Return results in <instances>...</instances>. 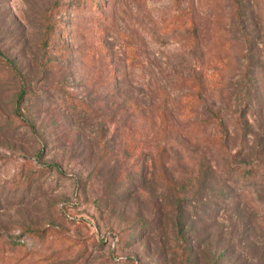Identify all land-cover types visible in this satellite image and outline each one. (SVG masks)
Wrapping results in <instances>:
<instances>
[{"label":"rangeland","instance_id":"rangeland-1","mask_svg":"<svg viewBox=\"0 0 264 264\" xmlns=\"http://www.w3.org/2000/svg\"><path fill=\"white\" fill-rule=\"evenodd\" d=\"M95 1L0 0V264H264V0Z\"/></svg>","mask_w":264,"mask_h":264},{"label":"trees","instance_id":"trees-1","mask_svg":"<svg viewBox=\"0 0 264 264\" xmlns=\"http://www.w3.org/2000/svg\"><path fill=\"white\" fill-rule=\"evenodd\" d=\"M94 2L95 6H98L99 2L92 0V3ZM67 10V6L65 3H62V0H55L54 5L51 7L49 12L45 13L43 17V25H44V37L41 42V48L44 53L50 54V55H66V48L62 45L61 41L58 39V36L56 35V31L60 29L58 26L59 19L63 13H65ZM174 24L180 23L182 25L186 26V29L191 34V38L194 39V41L197 42L198 40V25L193 19H190V21H184L181 17L177 18L173 22ZM214 66L217 68L216 70H220V67L223 66L224 61L222 59L214 60ZM211 62L209 61L208 64L205 67V70L200 73L197 76L193 77H187L179 80V86L187 89L188 93L183 95L180 105H181V111L183 112V115L186 114H193L202 104L203 102V96L205 93L213 86H215V73L217 71H214L211 74H208V69L211 68ZM76 109L77 111H83L86 112L84 109L83 104L76 106H73V109ZM210 140V141H209ZM209 144L214 145L215 147L221 146L220 140H212L209 139ZM255 175H252L251 172H243L240 175V180L245 183L249 182L252 178H254ZM263 180V177L261 178ZM260 180V182H261ZM47 231H37V230H26V234L33 237L41 239L46 235ZM56 236V235H55ZM58 236V235H57Z\"/></svg>","mask_w":264,"mask_h":264}]
</instances>
